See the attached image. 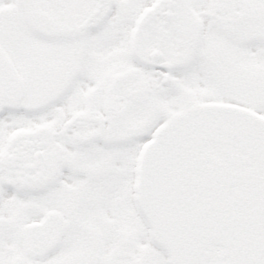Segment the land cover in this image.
<instances>
[{
  "label": "snow or ice",
  "instance_id": "snow-or-ice-1",
  "mask_svg": "<svg viewBox=\"0 0 264 264\" xmlns=\"http://www.w3.org/2000/svg\"><path fill=\"white\" fill-rule=\"evenodd\" d=\"M0 264H264V0H0Z\"/></svg>",
  "mask_w": 264,
  "mask_h": 264
}]
</instances>
